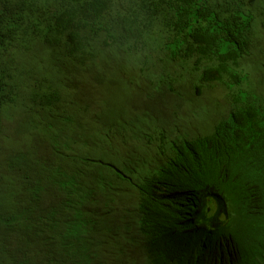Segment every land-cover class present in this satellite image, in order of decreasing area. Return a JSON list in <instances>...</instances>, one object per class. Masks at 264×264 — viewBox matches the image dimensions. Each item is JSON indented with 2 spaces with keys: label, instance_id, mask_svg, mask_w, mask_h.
<instances>
[{
  "label": "trees",
  "instance_id": "1",
  "mask_svg": "<svg viewBox=\"0 0 264 264\" xmlns=\"http://www.w3.org/2000/svg\"><path fill=\"white\" fill-rule=\"evenodd\" d=\"M259 53L264 0H0V264H264Z\"/></svg>",
  "mask_w": 264,
  "mask_h": 264
},
{
  "label": "rangeland",
  "instance_id": "2",
  "mask_svg": "<svg viewBox=\"0 0 264 264\" xmlns=\"http://www.w3.org/2000/svg\"><path fill=\"white\" fill-rule=\"evenodd\" d=\"M260 60L264 61V54H260ZM254 62L255 60L253 61V63L249 65V67H247V69L250 68L251 70L255 71L257 66ZM261 79H264L263 75L254 74L252 83L254 81H260ZM9 156H10V139H6L0 145V169H6V163H7Z\"/></svg>",
  "mask_w": 264,
  "mask_h": 264
}]
</instances>
